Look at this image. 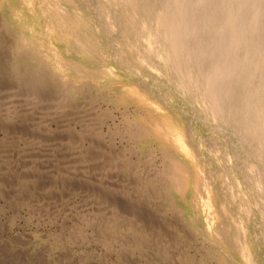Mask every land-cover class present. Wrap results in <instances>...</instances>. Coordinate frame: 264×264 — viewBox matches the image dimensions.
<instances>
[{
	"label": "bare ground",
	"instance_id": "obj_1",
	"mask_svg": "<svg viewBox=\"0 0 264 264\" xmlns=\"http://www.w3.org/2000/svg\"><path fill=\"white\" fill-rule=\"evenodd\" d=\"M8 3L16 26L5 20L0 25V188L7 197L17 196L31 215L48 218L50 225L60 221L68 232L65 244L92 242L107 250V225L116 224L109 231L124 237L121 249L126 250L132 238L118 232L121 223L135 230L134 215L150 223L171 219L156 210L164 191L185 197L191 188L200 195L209 215L204 224L209 239L220 235L214 221L222 223L229 204L239 203L244 218L250 201L257 207L260 195L264 203V0ZM122 72L153 79L154 87L172 91L160 95L167 104L175 100L194 107L215 132L230 136L222 159L232 178L220 208L217 195L224 180L220 175L212 182L194 172V165L202 169L205 150L190 124L160 135L142 123L136 131L139 140L163 144L160 140L171 138L176 151L174 161L146 174L131 166V151L122 142L108 140L114 117L98 106L101 99L95 95L102 97L109 83L123 78ZM88 79L96 80V86L82 84ZM240 156L246 159L241 170ZM238 170L248 190L236 196ZM7 183L13 190L5 189ZM146 183L154 191L149 199L139 193ZM117 202L120 214L107 217ZM260 213L264 218V210ZM228 227L221 231L225 240L220 246L227 250L233 230L240 257L255 263L247 227ZM101 258L97 251L86 255L92 264H101Z\"/></svg>",
	"mask_w": 264,
	"mask_h": 264
},
{
	"label": "rangeland",
	"instance_id": "obj_2",
	"mask_svg": "<svg viewBox=\"0 0 264 264\" xmlns=\"http://www.w3.org/2000/svg\"><path fill=\"white\" fill-rule=\"evenodd\" d=\"M14 1L16 3L17 0ZM8 2L9 0H0V25L5 20L4 24L16 26L14 11ZM68 53L71 56L70 58L78 61V57L72 51L69 50ZM108 66L119 70L114 64L109 63ZM94 82L96 80L88 79L82 84L95 87ZM154 85L153 79L144 75L135 77L123 73V78H119L118 82L113 81L107 85V94L105 93L102 97L95 95V98L101 99L98 106L101 109H106L114 117V121H111L114 134H111L112 136L108 140H112L116 144L122 142L125 148L131 151V166L133 168L137 167L140 172L146 174L151 168L159 170L168 165L167 161H174L171 154H175L176 151L173 149L171 138L168 141L160 140L163 144L156 141L151 142L147 139L139 140L136 131L142 123L147 129L160 135L170 132L168 129L174 131L178 127L182 128L190 124L193 129L197 130H195L197 139L201 140V148L205 150L204 157L202 156L200 161L204 167L201 166L202 169H200L197 165H194L196 166L194 172H200L202 176L205 175L212 182L217 181L220 175L224 180L218 188L217 203L220 208L221 201L226 197V189L229 190L228 186L231 184L230 180L232 178V174L224 168L225 163L223 161L230 136L223 132H215L211 124L205 123L197 117L196 112L193 110L194 107L175 102V100H170L167 104L162 96L172 91L161 90L159 87H154ZM106 128L107 126L102 131L105 132ZM207 138L209 141L206 140ZM132 148L138 150V154H134ZM240 157L239 170H241V162L246 160L242 156ZM239 170L235 172L241 182L239 188H234V191H237L236 196L238 194L242 195V192L248 190V185L241 177ZM196 177L199 176L196 175ZM158 183L162 184L161 181H158ZM6 186V190H13L12 184L7 183ZM141 188L137 187V190L141 191ZM0 191V264H92L89 259H86V255L93 253V251L102 254L101 261L103 262L101 264H247L246 260L239 255L237 233H234L233 230L226 240V242L228 241L227 250L220 246V242L225 240V236L221 232L222 229L228 231L231 228L228 226L232 225L235 228L239 224L247 227L246 230L251 234L254 241L255 263L253 264H264V218L260 213L264 210V203L260 195L256 198L257 207L251 201L248 203L249 209H246L245 212L249 219L246 216L243 218L238 213L241 208L243 209V207L239 208V203H231L226 206L227 211L221 218L223 224L217 226L214 221V228L220 230V235L209 239L204 228L205 219L209 220L208 217L206 218L208 211L201 204V198L197 192L190 188L185 197L167 191L161 192L163 202L161 206H157L156 210L160 213L164 211L171 216L169 222L162 224L156 220L157 222L150 223L148 220H143L145 219L144 215L140 214L141 216L134 215V221L135 218L137 220L134 224L135 230H129V227L125 224L126 222L121 223L118 232L122 234L125 231L128 233L126 234L127 239L132 238V241L125 245L126 250L121 249L124 241L122 238L124 237L116 234L114 230L109 231L110 227L117 228L116 224L114 226L108 224L106 250L105 245H94L92 242H90L91 244H84V247L68 246L65 244L67 231L62 228L63 225L59 223L60 221L55 225H50L48 218L42 215H31L27 206L18 203L17 196L7 197L2 193L1 188ZM139 193L143 198L149 199L154 191L151 184L146 183L143 185L142 192ZM132 194L137 195L135 192H132ZM190 197L197 201H195L197 206H194V200ZM248 198L251 199L250 196ZM119 203L117 202L115 208L107 210V217H115L120 214L118 211H121L122 207H118ZM202 211L204 212L202 213ZM191 234L193 237H191ZM163 239L168 240L165 247H162L161 242ZM63 248L65 249L63 250Z\"/></svg>",
	"mask_w": 264,
	"mask_h": 264
}]
</instances>
